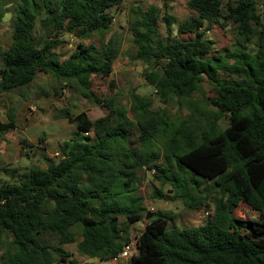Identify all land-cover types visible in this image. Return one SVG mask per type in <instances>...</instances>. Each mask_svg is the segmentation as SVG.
Masks as SVG:
<instances>
[{
	"label": "trees",
	"instance_id": "1",
	"mask_svg": "<svg viewBox=\"0 0 264 264\" xmlns=\"http://www.w3.org/2000/svg\"><path fill=\"white\" fill-rule=\"evenodd\" d=\"M124 1L17 0L12 43L7 50L0 46V94L27 88L39 74L51 73L60 82H76L84 98L109 113L94 122L85 112L61 110L57 118L77 132L59 146V156L54 160L44 154L45 169L32 168L22 180L0 185V239L8 236L14 247L8 250V264H79L64 248L78 240L82 255L116 258L131 243L132 226L145 216L134 189L144 169L170 187L172 197L157 193L163 200L179 199L195 211L209 209L200 190L209 183L221 197L212 201V216L193 228H180L166 213L147 212L138 254L128 264H264V0H236L225 8L224 0H188L195 15L179 25L177 34L194 38L166 43L159 23L172 36L176 18L154 5L133 10L129 31L139 48L134 60L146 65L145 80L162 104L173 101L188 112L174 120L152 111L148 97L133 95L126 110L91 88L93 76L112 75L121 53L122 38L107 35L115 20L112 11ZM218 22L235 26L239 44L232 63L210 62L237 77L234 81L195 66L214 49L205 24ZM62 32L80 39L97 34L100 47L80 42L78 55L60 62L55 50L65 43L59 39ZM204 82L214 96L203 91ZM221 116L229 120L225 128ZM17 129L9 116L8 123H0V136ZM134 129L143 149L131 146ZM158 140L163 141L161 163L147 149ZM46 141L42 135L37 147L25 138L19 144L22 152H45ZM26 152L31 158L32 151ZM240 204L256 212L258 220L237 218Z\"/></svg>",
	"mask_w": 264,
	"mask_h": 264
},
{
	"label": "rangeland",
	"instance_id": "2",
	"mask_svg": "<svg viewBox=\"0 0 264 264\" xmlns=\"http://www.w3.org/2000/svg\"><path fill=\"white\" fill-rule=\"evenodd\" d=\"M8 2H12V4L6 6L4 1H0V13H3V16L0 17V46L4 50H7L12 43L17 0H8ZM165 2L168 4V7L164 6ZM235 2L236 0H224L223 6L225 8L228 4H235ZM187 4L188 0H125L118 9H114L112 14L115 20L112 32L107 35V39L112 37L114 33H118V36L122 38V50L114 63L113 73L109 78L92 77V90L101 99H112L117 106L126 110L130 109L131 98L135 95L138 98H150L152 100L151 110L154 112L161 110L165 118L174 120L179 117H186L188 112L186 110L179 111L173 101H170L168 104H162L160 98L155 94V90L147 84L144 77L146 65L140 61L134 60L135 54L139 51V48H137L133 42L129 26L134 18L133 10L137 6H142L144 9H147L149 6L154 5L158 8H162L163 12H168L176 18L172 36L167 34L165 24L162 21L159 23L160 38L163 42L166 43L179 39L184 41L192 40L194 38L192 35L179 36L177 34L179 25L186 19L195 15V13L188 8ZM39 24L40 22L38 21L37 28H39ZM203 31L206 34V38L214 42V49L210 55L206 56L201 61L197 60L195 66L219 78L230 81L237 80V77L229 75L226 70L219 69L210 62L219 58L222 61L221 64L232 63L230 56L239 44L237 43L238 38L235 26H232L231 23H228L226 27H223L220 22L207 23ZM38 35L42 36V34ZM59 39L65 42L55 50L59 55L60 62L77 56V47L80 42L87 45L92 42L96 47H100L101 41L100 36L97 34L91 39H80L74 34H67L65 32L60 33ZM202 89L207 96H214L211 91L212 87L208 82L203 83ZM56 91H58V93H56ZM194 98L201 99V95L195 94ZM63 109L70 110L74 115L85 112L94 122L107 116L109 113L104 106L95 105L84 98L76 82L68 80L60 82V80L56 79L51 73L39 74L34 83L27 88L1 93L0 123H8L9 116H14L18 130L1 135L0 148L9 145L13 140L15 141L17 137L19 143L21 139L24 138L21 130L27 128V126H34L32 131L36 134L41 131L40 136L45 135L47 138L48 135H53L50 137V140L51 146L54 145L56 140L54 133L57 132V121L60 120L57 117ZM130 117H132V115H130ZM220 125L223 128L227 127L229 125L228 118L221 116ZM90 135H92V133ZM80 139L84 142V137H80ZM162 142V140H158V142L153 144L154 146H152V148L147 147L148 151L155 152V154L159 155V163L165 160L162 154ZM131 144V146L135 148L143 149L140 144L138 131L135 129L131 134ZM30 151H32L31 158H28L27 152H11V160L9 164H7L2 159V151L0 149V185L22 180L23 176L32 168H46L47 162L44 159L46 151H40L37 148H33ZM55 151L56 152L52 153L50 156V158L54 160L56 159L57 153L56 147ZM205 188H207V191ZM134 189L136 190V197L142 199L141 202L146 209L143 220L133 225L129 231L131 242L134 244L138 242L139 236L145 230L149 222L148 216L146 215L147 212L166 213L173 218V222L180 228H193L205 222L202 213L209 210L213 211V199L221 197V194L216 189L212 188L209 183L200 188V190L205 191L202 196L208 197L210 201L208 202L210 204L209 209L204 208L200 211H195L187 208L179 199L175 201L163 200L158 196V192L168 197H172L173 194L169 193V186H163L154 179V172L150 169L138 171ZM130 196L133 198L134 195L131 193ZM234 214L237 218L243 220H258L259 218L258 214L245 204H240L235 209ZM74 231L76 232L75 229ZM79 242L80 240L75 244L64 246L66 251L70 252L73 258L78 260L79 264H128L130 262L129 260L114 263L112 260L101 261L98 259H91L79 252ZM11 243L12 239L6 235H3L0 239V264H8V250H14ZM50 243L55 244L56 241L51 240Z\"/></svg>",
	"mask_w": 264,
	"mask_h": 264
},
{
	"label": "crops",
	"instance_id": "3",
	"mask_svg": "<svg viewBox=\"0 0 264 264\" xmlns=\"http://www.w3.org/2000/svg\"><path fill=\"white\" fill-rule=\"evenodd\" d=\"M57 125V132L54 133L56 140L54 142L53 148L51 146V140L50 137L53 135H48L47 137V141H46V155L47 156H51L52 153H55V147L57 152L59 151L58 148L60 145H62L64 142L69 141L73 135L77 132L76 127L69 123L67 120L65 119H60ZM54 124V123H53ZM52 124V125H53ZM34 126H27V128H23L21 130V133L23 135V137L29 142V144H32L33 146H39V141H40V132H37V134L32 131ZM18 130V129H17ZM2 151V159L5 163L9 164L10 160H11V152L14 153H22V149L20 144L18 143V137L15 139V141L13 140V142H11L9 145L4 146L3 148H0ZM26 151H30L29 150H25L23 151V153H25Z\"/></svg>",
	"mask_w": 264,
	"mask_h": 264
},
{
	"label": "built area",
	"instance_id": "4",
	"mask_svg": "<svg viewBox=\"0 0 264 264\" xmlns=\"http://www.w3.org/2000/svg\"><path fill=\"white\" fill-rule=\"evenodd\" d=\"M59 156L58 153H56V158ZM204 219H208L212 216L213 212L211 211H205L202 213ZM138 254V242L134 244L133 242L127 244L121 253L112 260V262L117 263L119 261H129L131 260L134 256Z\"/></svg>",
	"mask_w": 264,
	"mask_h": 264
}]
</instances>
